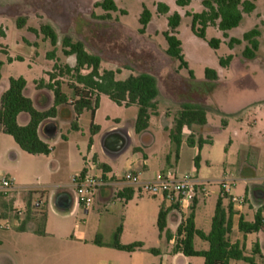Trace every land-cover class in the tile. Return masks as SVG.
<instances>
[{
    "label": "rangeland",
    "instance_id": "1",
    "mask_svg": "<svg viewBox=\"0 0 264 264\" xmlns=\"http://www.w3.org/2000/svg\"><path fill=\"white\" fill-rule=\"evenodd\" d=\"M102 2L104 0H0V61L4 64L0 95L9 89L11 79L23 78L27 81L28 97L35 103V108L40 109L35 83L44 81L48 84V73L54 71L56 64L63 66L67 62L72 63L63 55L61 47V40L70 36L83 42L90 52L103 59L102 69L120 71L118 80H125L137 73H150L158 78L161 91L159 116L153 118L151 132L157 129L162 131L166 127L172 129L175 114L182 104L193 101L210 103L213 93L214 100L221 108L208 107L210 125L203 134L207 143L202 147L204 160L199 176L207 183L212 203L219 200L223 183L228 187L236 183L237 192H244L245 180L253 177L254 170L263 172L264 169V0H256V11L252 15H245L240 26L226 35L218 28L209 27L206 31L207 41L193 34L191 18L186 16L187 12L202 13L201 1L193 0L188 8L180 9L176 0H114L117 11L110 12L94 8L96 3ZM158 3L166 4L170 8V15L178 12L182 17L178 32L187 70L180 61L165 54L167 42L164 33L168 31V16L158 14ZM145 10L152 15V20L141 34L143 26L140 20ZM108 14L111 20L100 19ZM21 20L25 22L19 27ZM48 25L55 29L60 40L56 57L51 60L48 54L55 48L50 41L45 40L42 32L43 27ZM255 29L260 32V47L256 58L247 61L243 58V52L249 44L243 41V37ZM234 39L241 41V45L231 48L230 42ZM211 40L220 41L218 49L209 46ZM229 56L234 57L233 62L229 67H222L221 60ZM207 70L215 72L216 80L207 79ZM190 72L194 74L195 80L191 79ZM68 79L64 78L65 81ZM41 91L48 90L42 88ZM64 91L71 95L67 85ZM137 113V108L119 107L105 97L98 122L107 130L113 124L107 118L117 117L124 126H129ZM67 118V113L60 116L61 135L82 147L86 153L85 146L91 138L90 116L86 114L82 118L79 132L72 129V122ZM0 139L3 140L0 145L1 180L11 178L10 170L14 165L9 163L7 150L16 143L5 134L0 135ZM156 151L159 159L161 152ZM182 156L181 168L189 171L193 165L192 150L185 147ZM23 163L19 172L25 182L19 184L17 181L19 187H16V192L23 195V202L32 205L35 201H42L44 204L45 200L39 192L60 193L61 188L54 185V179L45 169H40V164L35 163L26 168L27 162ZM68 170L60 186L73 184L70 178L75 173L69 174ZM27 193L28 196L25 195ZM80 218L84 219V216ZM32 227L35 232L39 228L43 232L45 229V225L36 223ZM16 235H20V238H15ZM35 239L31 231L17 233L15 230H0V264H8V259H12L14 264H59V257L50 248L27 247ZM263 239L264 234L250 238L255 242ZM233 240H236L235 236ZM242 242L246 244L247 240L243 239ZM254 245L246 251L247 255H252ZM257 259L260 264L263 263L260 257Z\"/></svg>",
    "mask_w": 264,
    "mask_h": 264
},
{
    "label": "crops",
    "instance_id": "2",
    "mask_svg": "<svg viewBox=\"0 0 264 264\" xmlns=\"http://www.w3.org/2000/svg\"><path fill=\"white\" fill-rule=\"evenodd\" d=\"M212 94L209 100L210 103L198 101H193V103L206 107L212 105L214 109H220L221 106L214 100L215 98ZM25 95L28 97L27 89ZM36 96L40 107L38 110L47 111L53 106L54 97L51 92L36 89ZM105 97L101 96L99 108L96 110L94 117V123L100 130L95 136H91L93 144L91 146H89V143L86 144V153L82 150V147L64 138L60 133L59 119L61 114L67 113V119L71 122L74 120V111L70 106L59 108L58 117L54 120L57 128L54 134L50 127L46 125H42L39 129L41 140L52 148V153L49 156H31L21 150L17 144L8 148L9 163L14 165L13 169L10 170L12 173L10 176L17 188L19 187L17 181H19V184L25 182L19 172V169L24 164L23 162H27L26 168H30L35 163L40 164V169H45L48 175L54 179V185L61 188L58 194L47 191L39 192L42 199L45 200L44 207H46L47 215L45 229L43 234H37L32 224L28 225L26 231H31L37 239L34 240L32 245H27V247L30 249L41 247L43 250L50 248L59 257V264H204L203 258H188L181 253L174 252L178 239L177 230L181 222L180 212L177 209L170 208L171 212L167 217V231L172 238L167 240L165 234H160L158 217L161 209H163V204L159 199L133 194L130 200L116 203L113 197L115 187L109 186L99 189L93 207L87 210L80 205L73 184L68 187L60 186L64 182L63 176H65L66 170L69 169L67 172L69 174L70 172L75 173L70 178L73 183L76 177L81 175L85 169L87 170L86 161L90 158L95 162L98 172H88L99 176L102 175L105 179L112 181L129 169L139 174L143 181L154 180L158 174L168 170H173L179 177L196 175L195 178L200 184L205 185L206 191L200 192L194 202L195 225L198 230L206 234L211 231L218 200L216 203L210 201L207 183L199 176L202 171L201 162L204 160V148L201 150L198 148L199 137L204 138L203 134L208 131L209 119L206 127L183 130V143L176 158L174 146L170 139V131L174 128L175 122L172 129L166 127L162 131L157 129L155 132H151L149 128L148 131L142 134H136L135 121L137 116L129 126H124L122 120L117 117H108V121L113 122V124L107 130H104L103 126L98 122V116ZM86 114L90 116L91 126V112L86 111L79 119V131L81 130L80 122ZM158 116L151 118L150 127L152 126L153 118ZM18 122L19 125L26 126L29 123V116L20 115ZM2 134L0 133V135ZM191 136H194V146L187 144V139ZM2 141L0 139V145ZM185 147H189L192 150L193 165L189 171H183L181 168ZM156 150L161 152L159 159ZM196 157H199V168L195 166ZM103 167H106L108 172H104ZM263 178L264 169L263 172L254 170L253 177L245 180V183H247L242 193L237 192L238 185L236 183L229 187L226 183H223L219 198H223L225 208L232 205L235 212L231 235L232 243H241V245L245 246L246 251L250 250L253 243L258 244L264 259V239L257 242L250 240L251 237L257 234H264V229L259 233L248 235H244L239 230L240 219H244L247 223H253L258 212L264 209V189L261 186ZM232 196L243 198L244 203L242 206H235L231 202ZM61 198L70 201L66 210H63L59 205ZM113 203H115L114 206H112ZM17 205L20 207L24 206L23 201L18 200ZM81 215L84 216V219L80 218ZM188 216L189 214L185 215V217ZM261 216L264 219V210L261 212ZM71 220H73V226H71ZM119 226H122L120 237L122 245L129 246L140 243L143 248L133 253H128L95 244L97 238H100L105 245L111 244ZM15 232L22 231L18 229ZM233 236L236 237L235 241ZM15 238H20V235H16ZM243 239L247 240L246 244L242 242ZM194 246L197 251H205L209 248L208 243L198 237L194 240ZM150 250H156L159 254L155 255ZM256 261L260 264L257 258ZM7 263L14 264L12 259H8ZM237 263L239 262H233L232 264Z\"/></svg>",
    "mask_w": 264,
    "mask_h": 264
},
{
    "label": "trees",
    "instance_id": "3",
    "mask_svg": "<svg viewBox=\"0 0 264 264\" xmlns=\"http://www.w3.org/2000/svg\"><path fill=\"white\" fill-rule=\"evenodd\" d=\"M193 0H176V5L180 9L188 8ZM201 1L203 11L200 14L186 13L187 17L192 21L193 34L207 41L206 31L209 27L218 28L224 35L238 28L243 22L245 15H252L256 11V0H198ZM94 8H102L106 12L117 11V6L114 0H104L102 3H96ZM158 14L168 16V31L164 33L167 48L166 56L176 59L181 62L182 67L188 69L187 63L184 61L182 42L179 38L178 29L181 25L182 17L178 12L170 15V8L164 3H158ZM170 15V16H169ZM101 20H111L110 15L100 17ZM152 20V15L148 11H144L140 23L144 33ZM22 22V23H20ZM19 22V27L23 26L25 20ZM42 32L45 40L50 41L55 48L48 54V58L56 57V47L60 44L59 36L52 26H44ZM260 32L258 29L251 31L243 37V41L249 46L243 52V58L247 61H253L259 51ZM213 49H218L220 41L211 40L208 42ZM241 45L239 40H231L230 47ZM62 53L67 58L72 60V63L67 62L65 65H55L54 71L48 73L50 81L45 84L35 83L37 90L42 88L47 89L53 94L54 104L47 111H40L35 108L34 102L25 95L27 89V81L23 78L11 79L9 89L0 97V133L11 136L21 150L31 156L45 155L49 156L52 153V148L43 142L39 136V129L42 125L50 127L52 133L56 132L54 120L58 117L59 108L70 106L74 111V120L72 121V129L79 131V119L86 112H91L92 123L90 126L91 136H95L100 128L95 125V112L99 108L101 96L108 97L115 105L119 107H136L138 109L137 118L135 121V133L142 134L150 128L151 118L159 114V97L161 94L158 78L150 73L131 74L125 80H118L117 74L120 71L112 69H102L103 59L88 50L86 45L74 40L70 36H65L61 40ZM74 59V60H73ZM10 62L12 59H9ZM18 60H22L19 58ZM234 57L229 56L221 60L222 67H229L233 62ZM3 62L0 61V80ZM69 77L68 81L64 78ZM191 79L195 80V76L190 72ZM206 77L210 80H216L215 72L206 71ZM67 82V83H66ZM67 85L71 95L64 91V86ZM210 109L201 104L184 103L180 110L177 111L174 117L175 126L170 131V139L174 146L175 157H178L181 145L183 143V130H194L195 128H203L208 125V113ZM25 114L29 116V123L26 126L19 125L18 118ZM225 126V122H223ZM207 142L199 137V150ZM93 144L90 139L89 146ZM189 146H194V136L187 139ZM195 166L199 168V157L195 159ZM104 172H108L106 167H103ZM86 169L80 176H84ZM121 198L130 200L133 196L132 189H124L120 194ZM8 207L7 203H4ZM264 210V209H263ZM261 210L256 215L253 223H247L244 219H240L239 230L244 235L256 234L264 229V219L261 216ZM171 210L161 209L158 217V229L160 234H165L167 240L172 238L167 231V217ZM46 207H43L37 212H33L31 204L27 213L21 231H26L29 224L46 223ZM235 212L232 205L225 208L223 198H219L215 215L212 221L211 231L206 234L198 230L195 225V209L194 204L191 208L189 216L185 222L177 230V243L174 249L175 253H181L188 258H203L204 264H232L233 262H243L245 264H258L257 257L264 259L258 244H255L252 250V255L246 254V249L241 243H232L231 235L234 226ZM37 234H42V229L36 230ZM122 234V226H119L114 234L113 242L105 245L100 238H97L95 244L98 246H108L110 248L133 253L138 249H142L143 245L135 243L129 246H124L120 243ZM200 238L208 243L209 248L205 251H197L194 246L195 238ZM151 253L158 255L156 250H150Z\"/></svg>",
    "mask_w": 264,
    "mask_h": 264
},
{
    "label": "built area",
    "instance_id": "4",
    "mask_svg": "<svg viewBox=\"0 0 264 264\" xmlns=\"http://www.w3.org/2000/svg\"><path fill=\"white\" fill-rule=\"evenodd\" d=\"M86 167L85 175L76 177L73 180V185L80 205L87 210L93 207L96 194L101 188L115 187L113 197L116 203L126 201L120 196L124 189H132L133 194L136 196L159 199L165 209H177L180 212L181 226L187 218L185 215L191 212L198 194L206 191L205 185L200 184L193 175L179 177L173 170L158 174L154 180L143 181L139 174L129 169L112 181L105 179L102 175L99 176L88 172H98L92 158L86 161ZM261 186L264 189V178L261 181ZM16 189L12 178L6 177L0 180V230L2 231L21 229L29 211V204L25 201L23 202L24 206L20 207L17 205L18 200L23 201V195L16 192ZM29 193L25 195L28 196ZM5 201H11L7 203V208L4 205ZM231 202L235 206L240 207L244 203V199L232 196ZM43 205L42 201H35L31 207L33 211H39ZM114 205L115 203L112 204V206Z\"/></svg>",
    "mask_w": 264,
    "mask_h": 264
},
{
    "label": "water",
    "instance_id": "5",
    "mask_svg": "<svg viewBox=\"0 0 264 264\" xmlns=\"http://www.w3.org/2000/svg\"><path fill=\"white\" fill-rule=\"evenodd\" d=\"M69 204H70V201L68 200V199H60V201H59V205H60V207L63 209V210H66V208L69 206Z\"/></svg>",
    "mask_w": 264,
    "mask_h": 264
}]
</instances>
